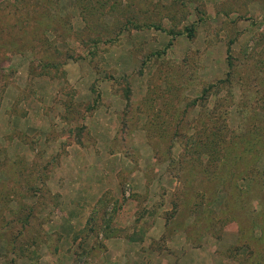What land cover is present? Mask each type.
<instances>
[{"label": "rangeland", "instance_id": "1", "mask_svg": "<svg viewBox=\"0 0 264 264\" xmlns=\"http://www.w3.org/2000/svg\"><path fill=\"white\" fill-rule=\"evenodd\" d=\"M263 163L264 0H0V264H264Z\"/></svg>", "mask_w": 264, "mask_h": 264}, {"label": "trees", "instance_id": "2", "mask_svg": "<svg viewBox=\"0 0 264 264\" xmlns=\"http://www.w3.org/2000/svg\"><path fill=\"white\" fill-rule=\"evenodd\" d=\"M185 35H186V37L192 36V31L190 29H186ZM226 52H227L226 60H228V58H229V47L228 46L226 47ZM228 63H229V61H228ZM210 135L213 136L214 134L210 132ZM255 169H256L255 171L258 172V174H257L258 180L255 179V177H254V180L256 181L254 186H256L257 191H253V192L256 194L257 199L259 196V198L261 199L260 201L264 205V199H263L264 198V163L261 166H256ZM259 186L261 189L259 188ZM239 192H240V194L241 193L251 194L252 191L250 190V188L249 189L247 188L246 190H239ZM251 212H253L252 213L253 217L257 216V213L254 209H252Z\"/></svg>", "mask_w": 264, "mask_h": 264}]
</instances>
